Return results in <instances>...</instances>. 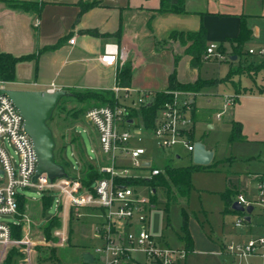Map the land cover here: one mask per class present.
Masks as SVG:
<instances>
[{"label":"rangeland","instance_id":"374dc122","mask_svg":"<svg viewBox=\"0 0 264 264\" xmlns=\"http://www.w3.org/2000/svg\"><path fill=\"white\" fill-rule=\"evenodd\" d=\"M94 1L47 0L44 2L40 14H37L39 26L36 29L37 35L35 34L34 37L38 45L35 51L39 52L44 45L57 44L60 38L68 36L72 24L80 16L83 5ZM102 1L107 4L115 2V0ZM119 1L125 3L127 0ZM217 1L224 2L225 0ZM235 1L238 0H230L231 3ZM247 1L252 6L258 3V0ZM173 38L180 40V36L176 34ZM184 38L186 40V37ZM160 43L166 45L169 40H165L163 42L165 44L161 41ZM212 43L220 45L219 42ZM250 46L255 47L254 49L257 52L260 49L256 48L254 44L245 45L243 53L247 55L243 61L234 62L231 59V61H228L215 58L206 60L203 57L199 66L200 79L216 82L205 85L199 92L193 91L197 92L196 95H199L197 97L198 105L204 103L201 96L209 93H233L235 92V84L239 83L253 88L256 94H263L260 88L264 85L262 81L264 70L256 72L254 69L249 71L246 68L245 72L243 71L244 73H240L241 75H234L233 79L226 80L231 70L237 69L242 62L248 67L250 64L257 65L264 60V58L259 59L250 55L248 52ZM167 49L169 48L167 47ZM38 54L35 62H20L21 69L18 66L19 72L27 74L29 79L22 83H17V81L8 82V88L45 90L51 82L55 81L58 86L66 87L62 89H68L76 94L95 90L91 87L105 83V73L98 68H92L89 63L81 60L83 58L81 52L70 53L67 47L59 45L54 50H42ZM176 55L174 54V56ZM177 56L181 58V55ZM166 58L169 57L166 56ZM128 61L131 64L133 73V63L131 60ZM122 66L120 64L118 66L117 77ZM247 76L251 77L252 80ZM35 82L38 85H34ZM98 104H100L99 101L91 99L80 101L76 97H65L60 101L49 122L55 134L57 147H60L63 140H65L64 157L70 163L69 167L75 172H79L82 165L78 156L79 153L75 151L72 144L73 136L79 137L86 154L94 161L99 162V147L95 129L89 125L85 117L86 112ZM259 106L264 107V102ZM258 109L256 111L257 123L264 127V111ZM230 112L231 110L223 116V122L217 125L216 129H210L203 122L196 124L195 141H203L208 149L215 152V157L210 167L197 168L193 172V187L189 196L186 198L178 196L170 200L165 190L159 188L156 192L157 202L151 200L152 205H155L147 211L148 227L159 243L166 246L186 248V242L182 238L185 213L187 214L188 230L191 227L194 229L197 223L206 234L224 237L223 227H227V230L233 233L237 229L235 223L240 215L239 213H232L230 210L233 203L238 201L237 196L239 194H243L247 198L253 196L255 175L264 170V158H262L264 140L258 142L249 138L248 141H241L238 138L233 139V121L229 116ZM245 114H249V112L245 111ZM63 135H65L64 139ZM141 146L148 148L149 156H153L154 164L160 168L167 165L176 167L194 164L192 154L182 146H177L173 153L170 150L158 149L152 141L141 143ZM175 154H179L180 158H177ZM259 157H261L260 160ZM125 163L129 164V161H125ZM82 173V176H84V171ZM143 175L148 176L149 172L145 171ZM230 191L233 193H236V191L242 192L233 194V201L231 202L225 198L226 193ZM18 192L25 194L27 198L24 202V208L19 210L18 218L8 215L3 216L1 220L11 223L20 221V219L23 221L17 228V237H15L14 243L10 247L0 246V264H88L83 259V253L85 251L94 252V247L98 244L95 219L83 217L78 221L72 220L69 224L71 238L66 244H63L58 237L54 236V232L53 236L55 238L49 239L43 228L52 217L57 215L55 200L58 198V193L53 195L54 203L45 211L44 199H42V194H39L38 190L18 189ZM144 194L148 196L149 192H144ZM43 195H45V192H43ZM261 211L263 212L262 207L256 205L252 214L255 220H263ZM84 212L87 211L84 210ZM59 218L62 219L63 216H59ZM230 242L232 241L229 240L228 243ZM225 257L211 255L209 252L200 254L190 252L186 264H229V259ZM251 261L253 262V260Z\"/></svg>","mask_w":264,"mask_h":264},{"label":"built area","instance_id":"2783aa9c","mask_svg":"<svg viewBox=\"0 0 264 264\" xmlns=\"http://www.w3.org/2000/svg\"><path fill=\"white\" fill-rule=\"evenodd\" d=\"M27 1L42 5L47 0ZM75 42L76 36L70 38V44ZM249 53L264 57V49L257 52L251 48ZM204 58L228 60L229 56L219 49V44L212 43ZM98 59L105 67L117 68L119 64L123 65L126 57L118 43L108 42ZM7 84L0 80V88H8ZM59 89L62 87L53 81L45 90L53 93ZM109 89L114 92L117 102L93 107L85 115L98 139L99 162L87 154L86 157L104 175L94 179L89 186L83 180V167L79 172L65 167L67 175L52 182L48 181L46 174L33 180L38 166L33 140L25 130L24 118L13 100L5 94L0 96L1 247H10L14 243L13 226H20L23 221L20 219L11 223L1 220L8 215L17 217L19 198L27 200L26 195L19 193L18 189H36L42 194V199L44 196L52 198L51 205L54 203L53 195L58 193L56 216H63V222L61 227L54 230V236L61 243L66 244L71 238L69 224L72 220L78 221L83 217L95 219L98 244L94 252L90 251L94 257V262L90 264L185 263L190 252L187 248L163 245L149 230L147 211L152 207L151 200L156 189L139 181L152 179L163 173L164 168L154 164L153 156H149L148 148L142 147L141 143L152 141L158 149L172 153L177 146H182L193 154L196 142L194 98L197 93L167 90L166 93L171 95L170 100L160 106L148 125L141 110L151 101L153 91L138 92L131 86L122 87L118 80ZM237 102V94H225L215 118L221 120ZM125 161H129V164ZM145 171L149 172L148 176L143 175ZM144 192H149V195L146 196ZM237 200L245 211L239 213L235 225L243 227L248 224L247 206L259 205L263 209V232L244 243H227L223 252L233 258L232 264H254L251 261L253 258L264 261V177L258 182L255 200L243 194H239Z\"/></svg>","mask_w":264,"mask_h":264},{"label":"crops","instance_id":"0c3cea01","mask_svg":"<svg viewBox=\"0 0 264 264\" xmlns=\"http://www.w3.org/2000/svg\"><path fill=\"white\" fill-rule=\"evenodd\" d=\"M99 1H101L100 5L85 11L72 24L69 35L60 38L57 42H61V46L67 47L70 53L81 52L83 54L81 60L89 63L92 68H98L105 73V83L91 88L109 89L118 80L116 75L118 67H105L98 59L104 45L108 42L119 43L126 59L131 60L133 63L131 87L138 92L162 91L168 88L169 75L175 64L174 54L181 55L177 63V79L180 83H194L200 79V65L192 66V56L185 52L192 41L185 44L181 43L180 40L173 38L175 34L172 35V32H196L204 27L207 32V44L219 42L224 45L226 54L230 55L233 54V46L228 42V39L238 35L241 18L245 16L247 26L252 31L251 38L245 45L254 44L256 48H260L258 50L264 49V0H258V3L254 6L247 0H238L234 3H231L230 0L224 2L217 0H186L185 7L189 12L187 14L157 12L161 0H127L125 3L115 0L114 3L108 4L102 0ZM37 14L34 11L12 8L6 2H1L0 51L9 52L16 56L37 53L35 50L38 43L34 37L35 34L37 35L36 29L39 26ZM120 28H122L123 34L118 40L113 34ZM88 30H98L101 34L110 35L95 36L89 33ZM73 36H76V42L70 44L69 40ZM165 40H169V43L162 45L160 41L163 43ZM51 45L53 44L44 45L40 50L43 49L44 51L46 46ZM251 48L254 49L255 47L250 46L249 49ZM254 50L256 51V49ZM243 55L244 53L239 57L234 55L237 56L234 62L243 61L247 54ZM250 55L259 59L264 58L257 54ZM166 56L169 58H166ZM31 61L35 62L36 60H30L29 62ZM21 66H19V69H21ZM19 69L17 67V83H22L29 77L27 74L19 72ZM242 75L246 76L245 74ZM247 77L252 80L251 77ZM262 79L264 84V75H262ZM263 87L264 85L261 86L260 91L264 94ZM225 94L238 95V102L230 109L229 114L233 125L234 123L241 124V136L238 139L241 141L252 139L262 142L264 140V127L257 123L256 111L259 110L258 108L264 111V107L259 106L264 102V95L256 94L253 88L241 85V83L235 84V92L233 93H209L201 96L204 100L201 105L197 104L199 95H196L194 98L196 124L203 122L210 129H216L217 125L223 122V119L217 120L215 118V113L221 109ZM245 111L249 114H245ZM175 155L176 157L180 156L179 154ZM262 158H264V154ZM210 166L211 164L201 168ZM263 177L264 170L256 173L253 196H250L249 199H256L258 182ZM239 192L242 191H236V193ZM236 193L227 192V200L232 202V195ZM230 211L240 213L233 209ZM252 214L251 221L246 226L237 227L235 225L237 229L234 233L228 231L227 227H223V235L226 239L218 235L206 234L202 227L200 228L196 223L194 229L189 228L192 245L190 249L187 246L186 248L192 254L209 252L211 255L226 256L225 258L229 259V264H232L233 258L223 252V248L228 241L244 243L263 232L261 228L263 220H255ZM252 260L254 264H264L261 258H253ZM186 261L184 264H186Z\"/></svg>","mask_w":264,"mask_h":264},{"label":"trees","instance_id":"16d2710c","mask_svg":"<svg viewBox=\"0 0 264 264\" xmlns=\"http://www.w3.org/2000/svg\"><path fill=\"white\" fill-rule=\"evenodd\" d=\"M1 2H6L12 8L22 9L26 11H34V12H37L38 14H40L43 8V5H39L38 3L33 2V1L0 0V3ZM100 4H101V1L99 0H95L94 2L84 4L81 9L79 18L85 11L95 6H98ZM185 4H186V0H161L160 7L159 9H157V12L187 14L189 12L186 10ZM88 32L95 36H100V35L109 36L110 35V34H101L98 30H88ZM122 34H123V31H122V28H120L113 35L116 36L119 40V38L122 37ZM174 34H176L177 36H180L181 43L185 44L187 41H192V44L186 49V53L192 56V65L199 66L209 46L207 44L208 42H207L206 29L204 27H201V29L196 32H190V31L172 32V35ZM251 35H252V31L247 26L246 18L245 16H242L240 31L238 35L236 37L228 39V42L233 46V52H232L233 54L228 55L229 56L228 61H231L230 59L234 55H238V57L242 55L244 46L251 38ZM184 37H186V40H184L185 39ZM59 45H61V42L51 45V46H46L44 49L54 50ZM219 49L222 50L223 52H226L223 44L219 45ZM42 50L43 49L39 50V52H41ZM39 52L28 54V55L16 56L9 52L0 51V80L6 81V82H16L18 64L24 61L36 60L39 55L38 54ZM179 59L180 58L176 55L173 71L169 75L168 88L166 90L153 92L151 104H149L148 102V104L144 106L141 110V113L148 125L152 123V118L155 115L156 111L160 108V106L165 101L170 100L171 95L166 93L167 90H187V91H197L198 92L205 85L216 82V81H213V82L203 81L199 79L193 84L192 83H184V84L179 83L177 80V63L179 62ZM246 68H248L249 71L254 69L256 70V72H259L260 70H264V60L257 65L250 64L248 67L244 65V62H242V64L237 69L231 70L230 75L228 76L226 80H231L234 75L240 74L243 71L245 72ZM132 75L133 73H132L131 64L128 60H126L121 68L120 73L118 74V80H119L120 85L122 87H130L132 83ZM84 89H89V88H84ZM94 89L95 90H88L86 92L76 93V94L72 92L73 93L72 97H76L80 101H84L85 99L99 101L100 104H98L97 106L113 105L117 102L114 92L112 90L104 89V88H94ZM240 134H241V124L234 123L232 138L233 139L240 138L241 136ZM64 136L65 135H63V139H64ZM72 144L74 146L75 151L79 153L78 156L80 157V160L83 164L82 171H84V176H83L84 183L87 186H89L94 179L103 177L104 175L98 172L96 170V167L87 159L86 151L84 150V147L79 137L73 136ZM65 148H66V143H65V140H63V143L60 145V147H57L56 149V153H55L56 161L59 164L63 165L64 167L68 168L70 163L67 162L64 157ZM202 166L203 165H196V164L189 165V166H176V167L172 165H167L164 167L163 173L153 177L150 180H140L139 182L143 184L145 183V184L151 185L154 189H156V192L159 188L164 189L170 200L175 199L178 196L186 198L189 196L191 189L193 187V182H192L193 172L197 168H201ZM225 198L227 199L228 196L225 195ZM43 199H44L43 200L44 210L46 211V209L49 206H51L52 198L50 196H44ZM152 200L154 202H157L156 193L153 195ZM25 201L26 199L24 197L19 198V210L20 208L22 209L24 208L23 206H24ZM61 226H62L61 219L57 216H54L43 226V228L45 229L48 238L52 239V238H55L53 236L54 230ZM17 228H19V226H13V236L14 237H17V232H16ZM183 232L184 234L182 238L186 242V246L190 249L192 245V240H191L189 230H188L186 213H185V222L183 226Z\"/></svg>","mask_w":264,"mask_h":264},{"label":"water","instance_id":"95a60500","mask_svg":"<svg viewBox=\"0 0 264 264\" xmlns=\"http://www.w3.org/2000/svg\"><path fill=\"white\" fill-rule=\"evenodd\" d=\"M236 59L237 56L231 58L233 61ZM4 94L8 95L19 109L24 118L25 130L33 140L38 157L37 173L33 180L36 181L43 174L47 175L49 182L66 176L65 167L56 161L57 141L49 122L60 101L65 97H72L73 93L68 89H59L51 93L46 90L1 87L0 96ZM194 146L193 163L203 166L210 165L214 151L208 149L203 141H196ZM177 157L180 158V156ZM232 209L237 212L245 211L244 206L238 201L233 203ZM254 209V205H249L246 208L248 222L251 221ZM83 259L88 264L94 262L93 254L90 251L83 253Z\"/></svg>","mask_w":264,"mask_h":264}]
</instances>
